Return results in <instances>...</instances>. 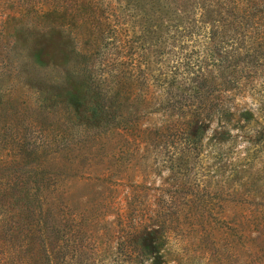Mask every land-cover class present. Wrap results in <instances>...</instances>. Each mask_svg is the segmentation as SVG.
Here are the masks:
<instances>
[{
  "label": "rangeland",
  "instance_id": "1",
  "mask_svg": "<svg viewBox=\"0 0 264 264\" xmlns=\"http://www.w3.org/2000/svg\"><path fill=\"white\" fill-rule=\"evenodd\" d=\"M148 10V0H0V174L62 194V264H264V26L242 31V55L256 58L228 95L235 109L221 111L219 86L192 143L160 132L191 116L163 95L193 69L220 84L222 49L199 24L185 43H147L149 31L176 30ZM98 108L114 130L85 140L83 118ZM32 144L64 150L45 163Z\"/></svg>",
  "mask_w": 264,
  "mask_h": 264
},
{
  "label": "trees",
  "instance_id": "2",
  "mask_svg": "<svg viewBox=\"0 0 264 264\" xmlns=\"http://www.w3.org/2000/svg\"><path fill=\"white\" fill-rule=\"evenodd\" d=\"M148 9L150 12L161 14V26L164 24L169 26L171 23L176 30L172 35L168 30L158 33L149 31L148 35L152 38L148 40L147 37V43L151 40L153 42L154 38L156 40L159 38L162 42L170 40L171 46L185 43L193 35L196 25L199 24L201 29L207 25L210 27L207 39L211 46L222 49L220 84L212 75V71L199 68L202 71L197 73L193 69L192 78L188 79L186 85H179L176 90L177 94L163 95L164 100H167L164 104L178 111L188 108L191 116H184L185 110L180 115L186 117L187 121L162 129L160 132L167 131V136L169 134L172 138L190 140L193 143L204 135L205 126L202 120L211 118L215 113L214 109L218 108L216 102L218 97L214 99L209 95L217 91L219 86H222L217 93L222 94L221 111L229 114L230 110L235 109V106H231L228 101L230 98L228 95L232 93L238 95L242 86L238 76L242 71L243 63L252 66L256 58L250 52L245 57L242 55L240 47L242 31L245 28L253 29L264 26V0H148ZM197 11L198 20L192 15ZM42 15H45V18L52 15V12L46 10V13ZM169 92L166 90L167 94ZM176 95L179 97L176 102H173L172 99ZM159 103H162V98ZM126 105L132 111L133 102L126 103ZM107 114L99 111L98 108L92 110V120L83 118L87 122L84 125L81 123L84 127V131L80 132L81 138L93 140L101 134L112 132L114 128L110 124L113 123L110 122ZM247 116L248 113H242L238 122L247 121ZM227 122L228 119L225 120V123ZM91 124L93 127L90 126ZM223 130V134H226V130ZM63 147L64 144L60 146L32 144L30 150L34 154L39 151L45 154L41 157L43 162L47 163L54 155L62 152ZM37 167H40V164ZM48 173H50L49 170ZM23 177L16 175L11 183L5 181L4 176L0 174V264H62L66 247L65 211L59 202L62 194L57 190L45 192L41 187L32 189L28 187V181ZM32 179L33 177L30 176L29 180ZM35 185H37L36 182H34Z\"/></svg>",
  "mask_w": 264,
  "mask_h": 264
}]
</instances>
